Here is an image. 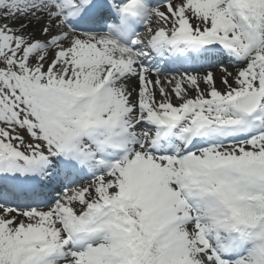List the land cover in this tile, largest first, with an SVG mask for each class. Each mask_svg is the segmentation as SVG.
Here are the masks:
<instances>
[{"label": "snow or ice", "instance_id": "1", "mask_svg": "<svg viewBox=\"0 0 264 264\" xmlns=\"http://www.w3.org/2000/svg\"><path fill=\"white\" fill-rule=\"evenodd\" d=\"M0 264H264V0H0Z\"/></svg>", "mask_w": 264, "mask_h": 264}]
</instances>
